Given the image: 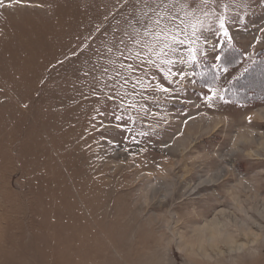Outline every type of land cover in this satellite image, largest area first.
Here are the masks:
<instances>
[{"label": "rangeland", "instance_id": "374dc122", "mask_svg": "<svg viewBox=\"0 0 264 264\" xmlns=\"http://www.w3.org/2000/svg\"><path fill=\"white\" fill-rule=\"evenodd\" d=\"M149 5L0 0V264H264V0Z\"/></svg>", "mask_w": 264, "mask_h": 264}, {"label": "snow or ice", "instance_id": "6c2138e0", "mask_svg": "<svg viewBox=\"0 0 264 264\" xmlns=\"http://www.w3.org/2000/svg\"><path fill=\"white\" fill-rule=\"evenodd\" d=\"M160 2H161V0H151V3L156 4L157 8L160 6ZM200 2L206 3L207 0H200ZM196 4H197V0H186V6L187 7H194V6H196ZM145 5L150 6L149 0H145ZM164 7H167V5H165ZM157 8H151V11L155 12V15H156L155 20H153L151 16H148L146 20L137 21V23L141 24L143 27V37H152V39L155 43L161 45L160 51L155 52L154 48L149 43H143L142 44V39L135 40V43L138 45L142 44L143 47L147 48V50L150 53H152L156 56H167L168 53L165 51V49H169L170 51L175 52L176 48L173 47V45H175V44H181L182 45L185 43V40L179 38L180 32L182 30L179 28V25L175 24L176 17L174 15L165 14L161 11H158ZM162 22H163V24H162ZM192 27H193V34H195L197 31L196 26L193 25ZM172 28L176 29L175 33L172 32ZM134 31L136 32L137 36L140 35L139 29H134ZM219 31L222 33V35L224 37H227L229 39V43H230L231 38L229 37L228 29L225 27V22H224L223 17H221V19H220ZM121 43H124V42L121 41ZM192 43H195V42L192 41ZM188 51H189L188 59L190 61H195L197 58L196 57V49L195 48H189ZM140 55L141 54L138 52L137 56H140ZM216 59L219 60L220 57H216ZM162 62L167 63V64L172 63L171 60H165ZM141 63H151V61L150 60L145 61V60L141 59ZM128 67L131 68L132 65H129ZM105 71H107V69H105ZM125 82H127V81H125ZM162 90L167 91V89H162ZM210 91L212 92V95L207 97V99L209 101H211L216 96L215 90L210 89ZM109 99H111V97H109ZM220 99L223 100L224 97L221 95ZM117 119H119V117H117Z\"/></svg>", "mask_w": 264, "mask_h": 264}]
</instances>
